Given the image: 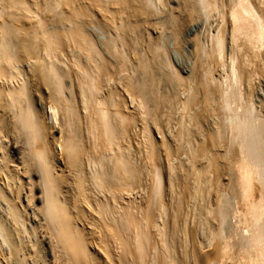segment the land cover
Masks as SVG:
<instances>
[{"label":"bare ground","instance_id":"obj_1","mask_svg":"<svg viewBox=\"0 0 264 264\" xmlns=\"http://www.w3.org/2000/svg\"><path fill=\"white\" fill-rule=\"evenodd\" d=\"M225 255L264 264V0H0V264Z\"/></svg>","mask_w":264,"mask_h":264},{"label":"rangeland","instance_id":"obj_2","mask_svg":"<svg viewBox=\"0 0 264 264\" xmlns=\"http://www.w3.org/2000/svg\"><path fill=\"white\" fill-rule=\"evenodd\" d=\"M132 20L134 18H131ZM130 19V20H131ZM190 25H187L186 28H184V30L181 31L182 34H180V43H177V40L174 39V35H172V33L170 32L169 29H166L165 32L163 31V35H165L164 38L166 41H164L165 45H166V51H167V55L168 58L166 56V59L169 60V62H171V66L172 67H177V68H184V69H190L191 66L194 65V62H192L193 60L195 61V49H194V44L192 41V33H193V29L190 28ZM95 31H93L94 37L95 39L99 42L101 41V39L103 40L104 37V32H100L97 28H91ZM169 30V31H168ZM191 30V31H190ZM192 32V33H191ZM199 32V31H198ZM171 33V34H170ZM172 35V36H171ZM98 37V38H97ZM100 39V40H98ZM182 39V40H181ZM194 57V59H193ZM167 62V61H165ZM174 64V65H173ZM192 64V65H191ZM166 67V66H164ZM184 185H176L177 190L180 192V190ZM214 201V197L212 195H210L207 198V205L209 206L210 203H212ZM214 203V202H213ZM183 216H181L183 219L179 220V221H175L174 224V229H175V233H172L173 238H176L177 241L179 239H181L184 235L188 234V227H193V232L195 233V235L197 236V239L199 240L200 238H203V236L206 233V228L205 225L203 223H200L199 221V216H197V214L195 213H191L190 215L188 214L189 210L183 209ZM178 223V226H177ZM186 224V227H185ZM186 229V230H185ZM178 249L180 250L179 244L177 245ZM178 250V252H179ZM227 257H229L228 259H226ZM231 256L230 255H225L223 258V261H227V264L232 263L233 260L230 259Z\"/></svg>","mask_w":264,"mask_h":264}]
</instances>
